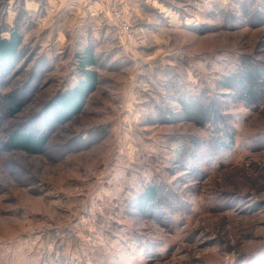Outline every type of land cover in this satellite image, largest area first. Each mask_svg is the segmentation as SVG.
Returning a JSON list of instances; mask_svg holds the SVG:
<instances>
[{"label":"rangeland","instance_id":"1","mask_svg":"<svg viewBox=\"0 0 264 264\" xmlns=\"http://www.w3.org/2000/svg\"><path fill=\"white\" fill-rule=\"evenodd\" d=\"M12 35L0 172L26 178L0 184V264H264V99L225 84L244 64L264 74V0H0V36ZM87 49L98 85L46 131ZM195 102L217 109L215 125L189 118ZM16 131L49 132L44 154L3 150ZM151 186L161 200L143 210Z\"/></svg>","mask_w":264,"mask_h":264},{"label":"trees","instance_id":"2","mask_svg":"<svg viewBox=\"0 0 264 264\" xmlns=\"http://www.w3.org/2000/svg\"><path fill=\"white\" fill-rule=\"evenodd\" d=\"M20 46L21 39L18 36L12 35L9 39H3L0 36V60L10 61L14 59ZM98 63V58L93 55L90 49L77 57V70L83 79L51 102L44 121L46 131L68 123L82 111L86 99L95 91L98 85V74L94 70L98 67ZM225 82L226 88L234 87L239 90V100L249 105H256L261 99H264V74L262 71L253 68L252 65L244 64L242 72L234 73L231 77L226 78ZM8 104L9 108H16L13 102H8ZM17 110H20V108ZM184 110L190 119L202 125L205 123L215 125L216 120L220 118L215 107H205L200 102L184 105ZM46 131L41 135L33 131H16L4 140L1 147L5 151H18L34 156L43 155L48 144L49 132ZM224 134L225 138L217 140V144L225 150H232L234 147V133L224 131ZM160 200L159 189L157 186H151L141 195L139 199L140 208L146 210V208H151L152 205L157 206Z\"/></svg>","mask_w":264,"mask_h":264},{"label":"clouds","instance_id":"3","mask_svg":"<svg viewBox=\"0 0 264 264\" xmlns=\"http://www.w3.org/2000/svg\"><path fill=\"white\" fill-rule=\"evenodd\" d=\"M21 178H26L25 171L21 167L10 166L5 171L0 172V184L16 183Z\"/></svg>","mask_w":264,"mask_h":264},{"label":"built area","instance_id":"4","mask_svg":"<svg viewBox=\"0 0 264 264\" xmlns=\"http://www.w3.org/2000/svg\"><path fill=\"white\" fill-rule=\"evenodd\" d=\"M124 19L125 18L123 17L121 12H118L113 16V24L115 25V27H118V34L120 38H127L131 37L132 35L133 28Z\"/></svg>","mask_w":264,"mask_h":264}]
</instances>
